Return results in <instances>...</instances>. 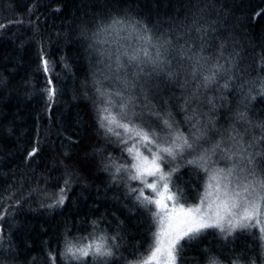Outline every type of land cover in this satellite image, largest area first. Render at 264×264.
I'll return each mask as SVG.
<instances>
[{
    "label": "trees",
    "instance_id": "obj_1",
    "mask_svg": "<svg viewBox=\"0 0 264 264\" xmlns=\"http://www.w3.org/2000/svg\"><path fill=\"white\" fill-rule=\"evenodd\" d=\"M115 19L139 22L137 28L146 26L154 37L175 41L179 35L194 51L202 39L208 66H222L217 83L201 89L215 111L206 102H192L208 114L202 123L214 122L207 124L208 140L230 147L231 137H242L245 147L253 143L250 152H264V0H0V264H52L51 257L55 264H80L62 256L66 243L80 246L100 235L109 244L115 236L119 245L110 264H139L149 254L157 229L125 195V185L137 182L123 173L113 178L115 166H130L131 158L98 124V109L107 106L98 89L110 94L115 115L119 98L112 94L121 85L105 67L108 61L101 62L99 49L107 45L97 44L94 34ZM226 82L228 89L222 87ZM182 83L183 76L177 83L154 80L145 89L147 101L137 89L136 112L145 103L171 112L187 135L190 122L181 106L197 81L187 88ZM49 87L56 89L52 102ZM136 124L168 135L147 114ZM178 163L176 176L194 205L210 173ZM207 167L226 169L231 162L217 152ZM60 194L64 202L56 206ZM260 237L258 228L237 230L227 239L209 229L184 248L177 263L264 264ZM84 264H93L91 257Z\"/></svg>",
    "mask_w": 264,
    "mask_h": 264
},
{
    "label": "snow or ice",
    "instance_id": "obj_2",
    "mask_svg": "<svg viewBox=\"0 0 264 264\" xmlns=\"http://www.w3.org/2000/svg\"><path fill=\"white\" fill-rule=\"evenodd\" d=\"M137 24L139 22L126 25L124 21L115 19L107 27L99 29L94 39L97 44L107 45L99 49V55L103 58L101 62L108 61L105 67L121 85V90L112 94L119 98L115 115L112 111L114 103L107 99L110 94L98 89L103 98L102 103L107 104L98 109V124L106 134L116 136L117 142L124 146L122 150L128 153L132 161L130 166L116 165L113 178L123 173L127 181L137 182L136 187L125 185V195L131 196L135 205L150 216L157 229L153 232L149 254L139 264H177V258L184 248L209 229L219 230L227 239L237 230L258 228L260 238L264 240V226H261V217H264V152H250L253 143L245 147L242 137H231L230 147L221 141L210 142L207 124L214 125V122L208 119L202 123L201 116L206 117L208 114L199 112L198 105H192L193 100L203 101L215 111V103L203 96L201 89L206 91L217 83V77H222V66L218 63L208 66L209 58L202 55L206 46L202 39L194 51L188 40L180 43L182 37L179 35L175 41L167 36L154 37L146 26L137 28ZM107 35H111V39ZM43 64L47 71L48 61L43 60ZM182 76V88H187L191 81H197L195 89L185 97L184 105L181 106L185 120L190 122L187 135L180 131L171 112L157 111L148 103L139 113L135 110L137 89L147 101L145 89L154 80L177 83ZM222 87L228 89L229 84L226 82ZM46 92L49 102H52L56 89L49 87ZM145 114L159 121L168 135L160 136L155 129L146 130L138 126L137 118L143 124ZM238 118L244 119V114L240 113ZM114 127L123 129L129 134L128 137H122L114 131ZM129 140L132 141L131 146H128ZM205 143L210 146L205 148ZM138 144L147 155L141 152ZM36 151L33 149L29 156H34ZM217 152L220 153V159L231 162V167H207ZM258 156L261 157L259 163L256 159ZM178 161L210 173L203 190L197 192L194 205L181 186L182 177L176 176L181 166ZM63 202V194L58 195L55 205L60 206ZM108 240L106 235H100L80 246L66 243L62 256L80 264H84L89 257L93 264L96 261L110 264L114 257L112 249L119 245L115 244V236L111 237L112 244ZM51 259L52 264H55V257ZM210 264H216V261L211 259Z\"/></svg>",
    "mask_w": 264,
    "mask_h": 264
},
{
    "label": "rangeland",
    "instance_id": "obj_3",
    "mask_svg": "<svg viewBox=\"0 0 264 264\" xmlns=\"http://www.w3.org/2000/svg\"><path fill=\"white\" fill-rule=\"evenodd\" d=\"M146 128V127H145ZM147 129H149V127H147ZM261 221H262V224H261V226H264V217H261ZM181 243H182V241H181ZM177 262H178V258H177ZM178 264V263H177Z\"/></svg>",
    "mask_w": 264,
    "mask_h": 264
}]
</instances>
